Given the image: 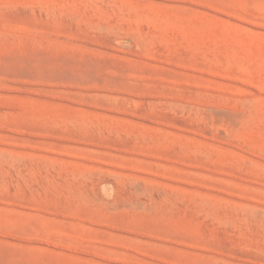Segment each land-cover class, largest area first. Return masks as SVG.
I'll list each match as a JSON object with an SVG mask.
<instances>
[{
  "label": "rangeland",
  "instance_id": "1",
  "mask_svg": "<svg viewBox=\"0 0 264 264\" xmlns=\"http://www.w3.org/2000/svg\"><path fill=\"white\" fill-rule=\"evenodd\" d=\"M0 264H264V0H0Z\"/></svg>",
  "mask_w": 264,
  "mask_h": 264
}]
</instances>
